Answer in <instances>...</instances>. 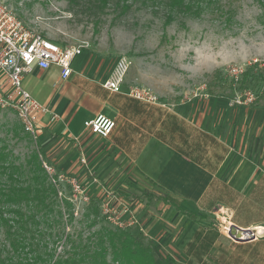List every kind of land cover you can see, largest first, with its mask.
<instances>
[{
	"label": "rangeland",
	"instance_id": "rangeland-1",
	"mask_svg": "<svg viewBox=\"0 0 264 264\" xmlns=\"http://www.w3.org/2000/svg\"><path fill=\"white\" fill-rule=\"evenodd\" d=\"M5 1L28 26L48 38L68 47L84 44L83 52L72 63L75 73L83 72L97 80L106 73L109 77L117 61L126 57L131 64L122 85L125 92L137 85L164 100L167 97L159 90L172 84L178 93L171 100L222 93L229 106L264 113V0H186L193 11L174 12L169 24L166 19L170 11L164 0H129L130 8L125 12H120L115 1L103 9L95 5L98 0ZM232 67L242 69L238 78L231 75ZM136 72H142L146 79L140 82ZM25 82L29 91L42 100L45 93L39 88L43 83L38 76L27 73ZM50 82L46 92L61 87L55 79ZM261 122V132L255 136L264 139V118ZM16 129L22 133L15 111L0 108V149L24 157L32 147L15 136ZM50 136L63 139L54 133ZM34 143L41 146L42 142L37 138ZM66 144L61 148L74 150L71 143ZM42 147L44 160L61 171ZM63 173L78 177L76 172ZM100 173L92 170L78 178L87 198L74 199L73 187L62 184L66 232L74 237L85 240L103 227L126 230L152 247L158 264H167L166 260L176 264H264V229L259 240L239 241L229 235L230 223L211 216L201 226L198 241L207 237L213 245L199 259L193 247L186 248L183 216L159 200L130 199L133 192L145 189V180L136 184L133 179L116 178L112 179L117 182L113 186ZM96 215L97 223L90 227Z\"/></svg>",
	"mask_w": 264,
	"mask_h": 264
},
{
	"label": "crops",
	"instance_id": "crops-1",
	"mask_svg": "<svg viewBox=\"0 0 264 264\" xmlns=\"http://www.w3.org/2000/svg\"><path fill=\"white\" fill-rule=\"evenodd\" d=\"M33 72L43 83L42 100L29 91L25 80L24 86L51 107L38 139L58 172H76L80 179L96 170L113 186L116 178L133 179L136 184L142 179L145 188L168 193L186 213L159 198L148 201L159 200L185 218L187 250L211 216L263 232L264 139L255 136L261 132L262 110L229 106L222 93L171 100L178 93L172 84L159 90L170 103L163 108L131 98L125 91L105 89L107 73L97 80L75 71L63 79L56 66L36 67ZM142 74L136 72L140 82L146 79ZM54 79L61 87L46 92ZM54 114L59 117L52 121ZM99 114L117 123L108 137L85 127L86 120ZM66 143L74 150L61 148ZM174 240L177 243L178 238Z\"/></svg>",
	"mask_w": 264,
	"mask_h": 264
},
{
	"label": "trees",
	"instance_id": "trees-1",
	"mask_svg": "<svg viewBox=\"0 0 264 264\" xmlns=\"http://www.w3.org/2000/svg\"><path fill=\"white\" fill-rule=\"evenodd\" d=\"M111 1L121 7L120 12L130 8L129 0H98L95 5L103 9ZM164 1L170 11L167 24L173 20L174 12L193 11L186 0ZM100 21L99 17L97 24ZM14 133L32 148L24 157L0 149V264H158L152 247L138 241L129 231L103 227L85 240L66 232L68 222L63 199L44 167L41 146L34 143L23 127L22 133L18 129ZM143 198H159L175 205L182 213L187 212L161 190L145 188L130 196L131 200ZM65 202L70 205L67 199ZM96 217L90 221V227L96 225ZM197 236L189 247L201 259L213 244L207 237L198 241ZM60 246L62 249L58 251ZM166 263L176 264L174 260Z\"/></svg>",
	"mask_w": 264,
	"mask_h": 264
},
{
	"label": "built area",
	"instance_id": "built-area-1",
	"mask_svg": "<svg viewBox=\"0 0 264 264\" xmlns=\"http://www.w3.org/2000/svg\"><path fill=\"white\" fill-rule=\"evenodd\" d=\"M83 47L84 44L81 43L70 47L63 46L39 33L28 26L5 0H0V108L15 111L23 130L34 140H37L42 119L45 114L51 112V107L38 101L27 91L24 86L25 74L33 72L36 67L49 69L56 66L60 76L68 79L74 72L73 60L83 52ZM130 64L126 57H121L102 86L110 91L123 92L122 85ZM241 72L240 67L230 69L234 78H238ZM125 93L145 103L157 104L163 108L170 107L167 101L161 100L146 87L131 85ZM248 94L252 97L250 92ZM57 117L59 116L54 114L52 121ZM84 124L92 133L102 137H108L117 125L114 119L104 114L88 119ZM82 161L86 162L85 158H82ZM44 167L60 197L64 195L62 184H70L73 187L74 199L87 198L86 188L77 177L58 172L47 162H44Z\"/></svg>",
	"mask_w": 264,
	"mask_h": 264
},
{
	"label": "water",
	"instance_id": "water-1",
	"mask_svg": "<svg viewBox=\"0 0 264 264\" xmlns=\"http://www.w3.org/2000/svg\"><path fill=\"white\" fill-rule=\"evenodd\" d=\"M238 232H242L244 233H248V235H241ZM257 230L254 229H244V227H239L235 224H231L229 227V235H231L232 237L236 238L239 241H250V240H254L256 237H258L257 234Z\"/></svg>",
	"mask_w": 264,
	"mask_h": 264
},
{
	"label": "bare ground",
	"instance_id": "bare-ground-1",
	"mask_svg": "<svg viewBox=\"0 0 264 264\" xmlns=\"http://www.w3.org/2000/svg\"><path fill=\"white\" fill-rule=\"evenodd\" d=\"M255 230H257L258 233H261L262 232V228H258L257 227ZM238 233L244 236V234L242 232H238Z\"/></svg>",
	"mask_w": 264,
	"mask_h": 264
}]
</instances>
